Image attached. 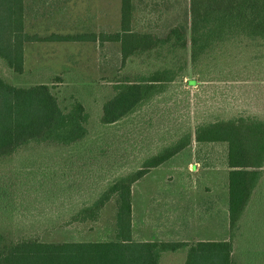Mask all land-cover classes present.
Here are the masks:
<instances>
[{
  "label": "rangeland",
  "instance_id": "1",
  "mask_svg": "<svg viewBox=\"0 0 264 264\" xmlns=\"http://www.w3.org/2000/svg\"><path fill=\"white\" fill-rule=\"evenodd\" d=\"M131 3L135 32L163 37L178 28L189 39V0ZM24 13V30L30 36L87 35L95 40L27 43L21 75L0 62V73L10 84H46L60 107L79 102L88 115L87 136L80 142L31 145L0 160V232L12 238L31 236L45 243L117 240L118 195L110 197L97 221L66 222L114 182L139 170L146 158L185 132L193 133L198 124L239 116L264 120V40L232 44L220 54L199 58L154 103L104 126L101 109L112 96L114 81L129 73H147L160 63L152 56L147 63L134 59L122 67L120 44L99 41L119 31L121 0H24ZM190 80L195 83L190 85ZM228 171L225 144L194 140L167 164L151 169L131 187L134 241L205 238L198 229L207 224L193 220L197 209L209 205L210 195L218 196L216 240L226 238ZM164 196H173V201L162 202ZM252 199V210L258 200L264 202V179ZM260 224L259 218L257 223L240 221L234 252L240 264H264L257 248ZM184 258V252L166 253L159 264H184Z\"/></svg>",
  "mask_w": 264,
  "mask_h": 264
},
{
  "label": "trees",
  "instance_id": "2",
  "mask_svg": "<svg viewBox=\"0 0 264 264\" xmlns=\"http://www.w3.org/2000/svg\"><path fill=\"white\" fill-rule=\"evenodd\" d=\"M24 15V0H0V62L15 75L23 73L27 43L86 40L85 36L53 35L44 39L30 36L24 30ZM131 22V0H121L119 31L105 34L99 41L120 44L122 67L134 59L147 63L152 56L160 63L150 73H129L114 81L112 96L101 109L100 123L104 126L114 125L154 103L185 72L188 64L194 66L199 58L220 54L232 44L263 41L264 0H189L188 40L178 28L158 37L135 32ZM162 55L165 58H158ZM188 83L192 85L195 81ZM87 121L88 115L79 102L62 108L50 86H14L0 73V160L31 145H74L87 136ZM192 139L196 143H222L227 147L228 240L134 241L132 185L186 149ZM263 168L264 120L239 116L198 124L193 133L185 132L174 144L146 158L139 170L114 182L96 201L76 211L66 222L69 225L97 221L110 197L118 195L117 240L45 243L31 236L12 238L0 232V264H159L163 254L178 252H184V264H240L234 257L236 232L257 191Z\"/></svg>",
  "mask_w": 264,
  "mask_h": 264
},
{
  "label": "crops",
  "instance_id": "3",
  "mask_svg": "<svg viewBox=\"0 0 264 264\" xmlns=\"http://www.w3.org/2000/svg\"><path fill=\"white\" fill-rule=\"evenodd\" d=\"M85 37H86L85 41H75V42H89L90 43V42H92V40L93 41L95 40V39L92 38V36L90 37V36L86 35ZM192 141H193V139H192ZM175 156H173L171 159H173ZM171 159H169L167 162H165L164 164L160 165L157 168H160L161 166L167 164ZM262 179H264V168H263V170H261V175L259 177L257 190L260 188V185L262 183ZM136 184L137 183H135V185ZM133 188H134V186H133ZM133 188H132V191H131V202H132V196H133ZM211 189H212V186L210 188V192H211ZM172 199H173V196H167V197L164 196L162 202L168 200V204H169V202L173 201ZM217 199H218L217 195H215L214 198L212 197V195H210L209 196V205L208 206H205L204 209H202V208L197 209L196 208L197 212H195V214H194V211L192 212L194 214V216H195V219L193 221H195V222H203V223L207 224L203 229L200 227L198 230H200V231L202 230L204 232L205 238H206V236H208V239L202 238V239H199V240H187V239L175 240L174 238H170L167 241L192 242V241H224V240H228L229 231H228V235H227L226 238H224L222 240H216V238H217L216 237L217 236V220H218V201H217ZM160 204H161V206L163 205L162 203H160ZM261 206H263V208ZM167 207H170V206L167 205ZM253 207H254V202H253V199H252L251 202L249 203V205H248V207H247L242 219H241V223H244L245 221L256 222L257 223L258 218H259V221H260L261 224L259 226L260 229L258 231L259 232V235H258L259 236V241H258V247L257 248H259L261 250V253L264 254V202L262 203V200H258L256 210H252ZM170 214L166 213L165 215H170ZM227 219H228V199H227ZM228 222H229V220H228ZM251 230H250V232H251ZM134 231H135L134 217L131 215V235H133V237H134ZM241 234H242V232H241ZM133 237H132V239L135 240ZM236 238L238 240L239 236L236 237ZM236 238H235V240H236ZM137 242H147V241L146 240H140V241L137 240ZM250 247L251 246H249L248 248H250ZM234 252H235V242H234Z\"/></svg>",
  "mask_w": 264,
  "mask_h": 264
}]
</instances>
